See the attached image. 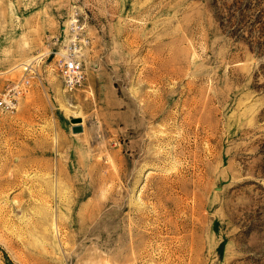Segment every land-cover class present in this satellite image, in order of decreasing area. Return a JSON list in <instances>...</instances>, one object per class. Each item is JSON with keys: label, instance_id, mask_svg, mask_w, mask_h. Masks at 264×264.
I'll return each instance as SVG.
<instances>
[{"label": "rangeland", "instance_id": "rangeland-1", "mask_svg": "<svg viewBox=\"0 0 264 264\" xmlns=\"http://www.w3.org/2000/svg\"><path fill=\"white\" fill-rule=\"evenodd\" d=\"M12 83L0 264H264V0H0Z\"/></svg>", "mask_w": 264, "mask_h": 264}, {"label": "built area", "instance_id": "built-area-1", "mask_svg": "<svg viewBox=\"0 0 264 264\" xmlns=\"http://www.w3.org/2000/svg\"><path fill=\"white\" fill-rule=\"evenodd\" d=\"M82 66L79 60L69 58L60 65V72L64 78L65 84L73 88L81 81ZM27 84H10L4 87L0 86V114L9 113L16 108L18 98L23 93V87Z\"/></svg>", "mask_w": 264, "mask_h": 264}]
</instances>
